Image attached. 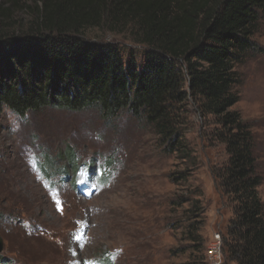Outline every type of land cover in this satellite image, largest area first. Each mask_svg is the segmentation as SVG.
<instances>
[{
  "label": "trees",
  "instance_id": "obj_1",
  "mask_svg": "<svg viewBox=\"0 0 264 264\" xmlns=\"http://www.w3.org/2000/svg\"><path fill=\"white\" fill-rule=\"evenodd\" d=\"M20 1L0 3V118L4 109L21 117L96 109L110 123L125 115L169 155L190 159L187 130L200 117L211 127L205 141L227 155L215 170L233 215L225 264H264V180L252 126L236 109L237 68L259 50L264 0H38L21 27L10 20ZM203 210L197 202L190 217ZM199 229L191 240L200 253Z\"/></svg>",
  "mask_w": 264,
  "mask_h": 264
},
{
  "label": "rangeland",
  "instance_id": "obj_2",
  "mask_svg": "<svg viewBox=\"0 0 264 264\" xmlns=\"http://www.w3.org/2000/svg\"><path fill=\"white\" fill-rule=\"evenodd\" d=\"M37 1L21 0L10 20L27 25V7ZM0 3L11 7L12 0ZM255 41L259 50L237 68L236 109L252 126L264 180V13ZM191 117L192 157L183 159L169 155L149 127L125 115L110 123L96 109H44L25 117L4 109L0 264H225L217 241L233 215L215 170L227 155L223 146L205 141L211 127ZM180 174L186 178L178 182ZM259 193L264 203V181ZM197 202L204 210L192 219ZM198 227L200 253L191 240ZM212 249L218 251L210 255Z\"/></svg>",
  "mask_w": 264,
  "mask_h": 264
},
{
  "label": "built area",
  "instance_id": "obj_3",
  "mask_svg": "<svg viewBox=\"0 0 264 264\" xmlns=\"http://www.w3.org/2000/svg\"><path fill=\"white\" fill-rule=\"evenodd\" d=\"M217 245H218V249L221 251V254H223V253H222L223 241H222V236H221V235L218 236ZM215 251L217 252L218 250H213V249H212V250L209 252L210 255H214Z\"/></svg>",
  "mask_w": 264,
  "mask_h": 264
},
{
  "label": "water",
  "instance_id": "obj_4",
  "mask_svg": "<svg viewBox=\"0 0 264 264\" xmlns=\"http://www.w3.org/2000/svg\"><path fill=\"white\" fill-rule=\"evenodd\" d=\"M1 246H2V245H1V243H0V249H1Z\"/></svg>",
  "mask_w": 264,
  "mask_h": 264
}]
</instances>
